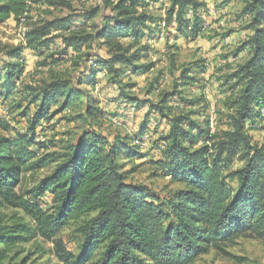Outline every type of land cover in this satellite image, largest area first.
<instances>
[{
  "label": "trees",
  "instance_id": "obj_1",
  "mask_svg": "<svg viewBox=\"0 0 264 264\" xmlns=\"http://www.w3.org/2000/svg\"><path fill=\"white\" fill-rule=\"evenodd\" d=\"M151 2L162 3L163 17L156 19L146 13ZM227 2L230 0H221L214 12L224 10ZM28 12L26 0H0V24L10 19L19 22ZM207 12L198 0H97V6L82 15L55 18L31 29L24 48L45 58L60 39L63 48L57 59L62 60L72 56L69 51L101 42L109 58L97 57L95 66L79 79L90 92L99 86L97 76L105 71L116 76L121 68L136 75L147 70L149 65L136 64L145 58L142 52L148 53L149 43L160 42L162 48L173 51L176 46H169L171 40L196 41ZM99 14L102 16L96 23ZM248 20L242 29L248 37L234 55L245 51L249 58L231 76L233 88L239 92L231 130L224 133H214L210 117L198 123L191 114L169 117L165 112V104L177 103L189 109L205 102L204 97L196 103L172 93L153 104L116 89L115 96L106 100L113 107L114 118L120 116L123 123L134 124L131 137L110 139L92 127L61 153L39 156V151L46 152L49 141L40 142L37 137L46 134V126L71 101L70 91L59 82L39 89L40 95L29 102L28 106L38 105L24 131L0 137V207L23 216L15 214L7 222L0 218V264H25L26 257L15 261L19 254L15 251L38 238L52 243L53 256L60 264H192L210 250H220L239 238L264 240V145H251L246 132L264 129L260 123V110H264V0L247 3L236 18V26ZM87 28L93 33L86 32ZM22 50L15 47L6 53L9 61L1 60L5 96L17 91L24 75ZM49 58L42 66L52 64ZM60 97L64 98L62 105L53 110ZM89 100L88 116L103 118L105 112ZM150 121L155 122L153 127ZM157 134L152 145L160 157L155 164L164 177L182 186L168 196L150 186L128 183L118 163L120 157L141 159L144 155L140 151ZM235 159L242 167L235 166ZM50 166L52 171L31 191L16 193L23 174ZM47 195L53 205L44 209L42 201ZM82 218L85 220L78 227L81 242L73 253L59 235L72 221Z\"/></svg>",
  "mask_w": 264,
  "mask_h": 264
},
{
  "label": "rangeland",
  "instance_id": "obj_2",
  "mask_svg": "<svg viewBox=\"0 0 264 264\" xmlns=\"http://www.w3.org/2000/svg\"><path fill=\"white\" fill-rule=\"evenodd\" d=\"M26 1L29 12L19 22L10 19L0 24V66H3L4 58L7 59L6 53L15 47L23 49L21 56L24 59L22 64L24 75L19 81L16 92L5 96L2 92L3 78L0 77V118L2 119L0 120V137L10 138L14 136V132L22 133L24 131L27 121L38 105L35 103V105L28 106L29 102L35 95H40L39 89H43L44 85L51 82L66 85L65 91H70L71 101L53 119L48 125L49 127L46 126L48 130L46 134L40 135L45 142L47 140L49 142L46 144V152L39 151V156L52 152L61 153L67 145L75 143L82 132L92 127L110 139L115 136L131 137L130 127H133L134 124L131 121L123 123L124 119L120 116L114 118L113 107L109 106L111 103H107L106 100V98H112L110 92L114 93L116 89L132 99L150 101L153 104H159L166 94L172 93H180L184 100L196 103L204 97L205 102H200L199 105L189 109L181 107L177 103L165 104V112L170 115L169 117L191 114L192 119L198 123H203L212 117L213 127L211 129L216 134L231 130V117L235 114L234 103L239 92V88H233L234 80L231 76L249 58V54L245 51L240 56L234 55L245 42V38L248 37L242 29L249 23L248 20L238 27L236 18L241 15L245 5L251 0H230V3L227 2L229 5L219 12H214L213 7L220 6L221 0H198L206 5L208 17L196 41L188 43L183 39L177 42L171 40L169 46H176L173 51L162 48L160 42L149 43L148 53L142 52L145 58L141 63L136 64L141 67L149 65L147 70H143L140 75L128 72L125 68H121V72L116 76H110L107 71L105 74L100 73L97 76L100 79L97 93L89 92L86 86L79 84V79L87 69L90 70V61L93 62L99 56L109 58L107 48L102 47L101 42L82 46L78 52L69 51L72 56H65L62 60L57 59V53H60L63 48L60 39L51 45L45 58L36 57L31 54L30 50L24 48L26 34L31 29L55 18L82 15L96 7L97 0ZM161 4L151 2L146 13L155 16L156 19L163 17L165 9L161 10ZM101 16L102 14H99L95 19L96 23H99L98 19ZM86 32L91 34L93 30L87 28ZM248 34L250 35V33ZM48 57H50L48 61L52 64L42 66ZM7 61L9 60L7 59ZM191 78L194 80L193 82L189 81ZM153 87L157 89L153 90ZM89 99L95 101V107L105 112L103 118L93 120L88 116ZM63 101V97L58 98L57 105L53 107V110L62 105ZM4 110H6V114L2 113ZM154 121H150V126H154ZM95 123L96 125H94ZM138 124H135L136 128ZM261 126L263 127V125ZM5 127H8V130ZM160 129H163V126ZM246 132L251 138V145L257 147L264 145V129ZM158 136L157 134L151 140V145L147 144L140 151L144 155L141 159L127 160L120 157L118 163L128 183L150 186L161 196H168L182 189V186L164 177L155 164L160 154L156 151V145L152 144L155 143ZM134 145L137 144L134 143ZM242 165L243 163L235 159V166L242 167ZM52 169L53 166H50L37 172L23 174L16 193L23 195L31 191ZM52 205L50 196L47 195L43 198L42 207L44 209L51 208ZM15 214L23 217L17 210L0 207V218H4V222H7ZM24 220L30 223L25 217ZM84 220L85 218L72 221L59 235V238L73 253H76V248L81 242L78 227ZM15 252H19L18 257L15 258L16 262L26 257L25 264H60L53 256L52 243L40 238L30 244L18 247ZM192 264H264V240L252 236L239 238L232 244L222 246L220 250H210L208 254L199 257Z\"/></svg>",
  "mask_w": 264,
  "mask_h": 264
},
{
  "label": "built area",
  "instance_id": "obj_3",
  "mask_svg": "<svg viewBox=\"0 0 264 264\" xmlns=\"http://www.w3.org/2000/svg\"><path fill=\"white\" fill-rule=\"evenodd\" d=\"M188 16L191 17V12L188 14ZM162 27H164V24H162ZM162 37H163V35H161V38ZM89 65L90 66H93V67L95 66L92 61L89 62ZM93 92L94 93H97L98 92L97 87L96 88H93ZM2 113L3 114H6V110L2 111ZM260 115L262 117V119H260V123H262V125H264V122H263L264 121V110L263 109L260 110ZM210 122H211L210 123L211 124V127H213V118L212 117H210ZM37 141L44 142V139L42 138V136L39 135L37 137Z\"/></svg>",
  "mask_w": 264,
  "mask_h": 264
},
{
  "label": "crops",
  "instance_id": "obj_4",
  "mask_svg": "<svg viewBox=\"0 0 264 264\" xmlns=\"http://www.w3.org/2000/svg\"><path fill=\"white\" fill-rule=\"evenodd\" d=\"M90 92H92L93 93V89H91V91ZM114 93H116V92H114ZM114 93H111L110 92V94L112 95V97H114L115 95H114ZM130 114L131 115H133L134 114V111H133V108H130Z\"/></svg>",
  "mask_w": 264,
  "mask_h": 264
}]
</instances>
